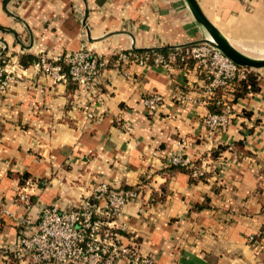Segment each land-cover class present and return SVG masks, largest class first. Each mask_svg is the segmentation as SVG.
Listing matches in <instances>:
<instances>
[{"label":"crops","instance_id":"crops-1","mask_svg":"<svg viewBox=\"0 0 264 264\" xmlns=\"http://www.w3.org/2000/svg\"><path fill=\"white\" fill-rule=\"evenodd\" d=\"M197 2L239 51L264 41V0ZM207 38L185 0H0V64L11 77L0 90V264H12L11 249L30 229L23 220L35 226L43 206L79 207L102 182L140 193L118 235L154 264H264V239L250 241L264 228V69L256 93L218 99L230 100L234 116L212 134L204 119L215 93L202 73L117 59ZM80 50L108 62L93 89L55 82L39 65ZM156 93L164 101L149 113L144 100ZM238 141L249 157L229 151L221 166L209 159ZM177 154L217 171L196 184L186 173L168 178L162 171ZM27 181L29 205L18 200ZM153 192L164 201L151 202ZM206 198L210 208L197 210Z\"/></svg>","mask_w":264,"mask_h":264},{"label":"built area","instance_id":"built-area-1","mask_svg":"<svg viewBox=\"0 0 264 264\" xmlns=\"http://www.w3.org/2000/svg\"><path fill=\"white\" fill-rule=\"evenodd\" d=\"M117 59L123 65L161 66L169 72L177 70L178 61L184 63L193 60L194 68L210 80L206 85L210 96L216 90H226L234 81L245 78L249 70L236 65L205 43L186 48L183 55L171 53L152 56L148 51L140 54L134 50L117 54ZM39 65L45 73L52 75L55 82L70 79L79 86L93 89L105 74L108 62L90 50H80L55 57L52 63L43 58ZM10 80L7 67L0 64L1 91L7 89ZM163 101L160 94H152L144 100V106L149 113H154L160 109ZM217 104L222 108V113H209L204 119L205 127L212 134L227 131L234 116L230 100L222 99ZM166 165L193 168L194 162L177 154L169 158ZM206 171L202 165L201 169L194 170L193 176H203ZM32 186L31 181L26 182L18 195L21 203L30 204L27 188ZM139 199L138 190H116L107 182H102L91 196L72 210L43 206L35 226L32 220H23V224H29L30 229L20 235L11 249L14 257L12 264H119L121 259H126L130 264H154L151 257L141 254L136 244L125 245L118 235L120 229L124 230L119 224L124 208Z\"/></svg>","mask_w":264,"mask_h":264},{"label":"trees","instance_id":"trees-1","mask_svg":"<svg viewBox=\"0 0 264 264\" xmlns=\"http://www.w3.org/2000/svg\"><path fill=\"white\" fill-rule=\"evenodd\" d=\"M145 52H139V53L145 54ZM185 52H186V49H174V50L163 49V50L155 51V52L154 51H148V53L152 56H155L156 54H162L164 56H167L171 53H177L179 55H183ZM26 59L29 60L30 63L33 62L29 58H25V59L23 58L22 64L25 66L29 65V62H26ZM194 66H195V62L193 60H189V61L184 62V63H181L178 61V63L176 64L177 69H192V68H194ZM64 72L67 73L66 67H64ZM203 77H204L205 83L207 85L210 82V80H209L208 76H206V75H204ZM69 82H72V81H70V79H69ZM258 90H259L258 72L256 70L249 69L245 78L234 81L227 88L226 91H224L222 89H218L215 91V96H214L215 98L211 102V113H216V114L222 113V108H220L218 106L217 101L224 94L233 95V97L235 99L234 101L236 102L238 99L248 97L249 94L256 93ZM229 151L231 153H235L236 157L239 159L249 157L251 155V153L244 148L243 142L238 141V142H235L231 146L221 145V146H218L216 149H213L210 153L209 159H211L212 162L216 166H218V165L221 166L223 164L222 159L224 158V154L229 152ZM201 167H202V164H200L199 162L194 164L193 168H188V167L186 168V167H182V166H168L167 165L166 168L162 171V174L167 176L168 178H170V177H174L175 175H177L179 173H186L190 177L191 182L193 184H196L200 181H205L209 177V175H211L214 172L216 173V171H217V168H216L211 174H208V172L206 171L207 173L205 172L203 174V176L194 177L193 176L194 170L201 169ZM261 175L264 177V169L262 170ZM29 177L30 176L25 175V176H23V179L27 180ZM21 185H24V181L21 182ZM125 190H137V189L125 188ZM158 195H159L158 193L153 192L150 201L151 202L164 201V197H159ZM209 204H210V199L206 198L205 201L201 205L197 206V210L202 211L204 209H208V208H210ZM263 239H264V228L260 231V233L255 235L250 241L252 243H255V242H260Z\"/></svg>","mask_w":264,"mask_h":264},{"label":"water","instance_id":"water-1","mask_svg":"<svg viewBox=\"0 0 264 264\" xmlns=\"http://www.w3.org/2000/svg\"><path fill=\"white\" fill-rule=\"evenodd\" d=\"M191 10L193 17L196 22L201 25L208 33L209 38L200 41L199 43L186 46L189 48L197 44H208L211 47L220 51L223 55L229 58L236 65L252 69V70H262L264 69V60L251 59L244 55L241 51L236 49L222 34L221 32L213 25L209 19L203 13L201 7L199 6L197 0H185ZM163 49H156L151 51H160Z\"/></svg>","mask_w":264,"mask_h":264},{"label":"rangeland","instance_id":"rangeland-1","mask_svg":"<svg viewBox=\"0 0 264 264\" xmlns=\"http://www.w3.org/2000/svg\"><path fill=\"white\" fill-rule=\"evenodd\" d=\"M244 52L242 53L251 59L264 60V41L256 42Z\"/></svg>","mask_w":264,"mask_h":264}]
</instances>
